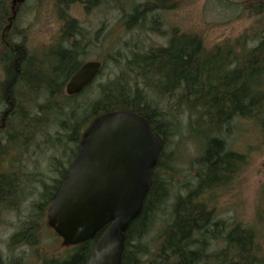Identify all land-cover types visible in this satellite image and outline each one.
Instances as JSON below:
<instances>
[{
    "label": "trees",
    "instance_id": "trees-1",
    "mask_svg": "<svg viewBox=\"0 0 264 264\" xmlns=\"http://www.w3.org/2000/svg\"><path fill=\"white\" fill-rule=\"evenodd\" d=\"M28 1L0 0V222L8 217L17 221L9 247L35 246L40 264H86L100 235L48 253L41 243L46 213L87 125L101 114L129 111L146 119L160 140L161 153L142 211L124 235L120 264H264L256 229L233 217L216 218L214 212L218 194L231 187L247 163L246 155L232 151L227 139L241 122L264 138V0L245 7L255 25L234 43L208 49L200 37L178 31L165 45L143 53L124 42L122 48L131 56L123 59L118 52L120 60H111L119 63L118 73L97 83L105 68L102 61L93 83L73 97L65 95V84L86 61L91 41L100 43L104 26L87 41L86 29L69 10L77 5L89 13L106 0H47L58 18L57 31L48 44L34 49L25 44L15 10ZM171 1L136 4L127 15L121 5L115 10L123 13L120 19L128 30L140 27L158 34L159 12ZM160 103L168 104L167 109L159 108ZM49 128L51 134L41 139ZM175 136L180 137L177 145L193 142L198 150L189 161L193 182L185 178L192 183L186 192L176 188L185 184L183 179L170 174L171 160L181 153L166 151ZM48 147L54 151V173L49 171L54 178L41 171L38 160ZM68 152L72 160L64 166L60 162ZM169 196V220L155 245L148 246L143 240L155 216L165 213ZM8 257L3 262L0 258V264H24L21 255Z\"/></svg>",
    "mask_w": 264,
    "mask_h": 264
},
{
    "label": "rangeland",
    "instance_id": "rangeland-1",
    "mask_svg": "<svg viewBox=\"0 0 264 264\" xmlns=\"http://www.w3.org/2000/svg\"><path fill=\"white\" fill-rule=\"evenodd\" d=\"M150 0H118L111 2L106 0L103 4L89 12L84 13L81 8L74 5L69 10V15L76 19L85 32L87 41L96 36L100 27L104 26V32L99 37V44L93 39L92 44L87 49L88 60H99L105 62V68L97 83H103L107 79L118 73L115 61L119 59L116 55L120 52L123 59H129L130 51L123 50L124 42H131L128 47H139L140 53L165 45L173 33L193 34L201 38L202 44L213 49L221 44L234 43L240 36H244L253 29L255 18L250 15L247 5H256L254 0H172L167 7L160 11L161 29L160 32L151 33L144 28H137L131 31L127 29L125 21H121V14L130 13V7L133 5H142ZM166 1V0H165ZM116 4L124 7L123 13L117 12ZM19 16V27L23 30L25 44L30 49L46 45L57 31L58 18L49 4V1L37 2L30 0L25 5L17 9ZM125 15V16H126ZM176 33V34H177ZM183 38V37H180ZM111 57V59H109ZM120 60V59H119ZM114 62V63H113ZM123 62V61H122ZM168 104L160 103L159 108L167 109ZM50 128L41 135V139H46L51 134ZM40 139V138H39ZM180 137L170 138L166 151L181 152L179 156L171 160V166L174 170L170 172L175 179H183L184 185L177 184L176 188H182L183 192L188 191L186 186H191L187 179L193 182V174L189 167L190 159H194L198 153L195 144L192 142H179ZM184 140V139H183ZM229 148L240 154L246 155L247 163L242 167L231 185V187L221 194H218L217 205L214 212L216 218L229 220L235 218L243 224L250 225L256 229L257 240L261 249V255L264 257V138L248 122H241L235 129L231 139H227ZM166 147V146H165ZM67 148H71L67 146ZM42 158H39L40 169L45 171L50 178L56 177L50 167L51 157L54 151L48 147ZM248 155V157H247ZM72 160V154L68 152L61 159V164L67 166ZM51 171V173H49ZM179 181V180H177ZM175 185V183H174ZM194 185L196 182L194 181ZM173 195V194H172ZM171 195V196H172ZM217 200V199H216ZM172 202L169 196L164 205L165 213L156 215L150 232L146 235L143 242L148 246H154L157 242V235L160 228L169 220V204ZM12 217L1 220L0 230V258L2 262L6 257L21 255L24 257V264H40L38 250L36 247L22 248L9 247L8 238L14 233L17 227V221ZM262 220V221H261ZM12 223V225H10ZM43 249L52 253L53 250L62 249V243L56 239L54 233L44 227V233L41 238ZM8 257V258H9ZM7 258V259H8ZM16 259V258H14Z\"/></svg>",
    "mask_w": 264,
    "mask_h": 264
},
{
    "label": "water",
    "instance_id": "water-1",
    "mask_svg": "<svg viewBox=\"0 0 264 264\" xmlns=\"http://www.w3.org/2000/svg\"><path fill=\"white\" fill-rule=\"evenodd\" d=\"M101 67L84 63L66 83L65 94L81 93ZM160 152L158 136L139 115L117 111L93 119L48 209L49 228L64 246L100 233L86 264H120L124 235L142 211Z\"/></svg>",
    "mask_w": 264,
    "mask_h": 264
},
{
    "label": "bare ground",
    "instance_id": "bare-ground-1",
    "mask_svg": "<svg viewBox=\"0 0 264 264\" xmlns=\"http://www.w3.org/2000/svg\"><path fill=\"white\" fill-rule=\"evenodd\" d=\"M160 141V140H159Z\"/></svg>",
    "mask_w": 264,
    "mask_h": 264
}]
</instances>
